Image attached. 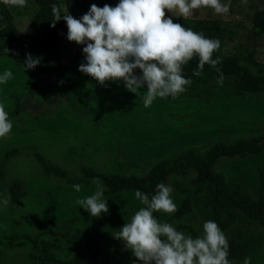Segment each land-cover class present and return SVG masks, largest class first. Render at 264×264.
Masks as SVG:
<instances>
[{
	"label": "rangeland",
	"instance_id": "1",
	"mask_svg": "<svg viewBox=\"0 0 264 264\" xmlns=\"http://www.w3.org/2000/svg\"><path fill=\"white\" fill-rule=\"evenodd\" d=\"M61 1L64 4L66 0ZM118 3L119 0H90L84 14L92 4L102 8L105 4L115 7ZM222 3L230 4L226 15H218L211 8H200L188 18L223 21L226 28L235 33L236 46L250 42L257 48L258 59L264 61V34L255 39L250 32L252 16L257 9L264 8V0H247L246 3L222 0ZM17 8L22 10L15 11L16 14L22 15L17 16L16 23L27 34L32 30L31 16L38 6L35 0H26L25 6ZM25 9L28 14H24ZM62 43L65 61L75 66L60 75L45 76L38 69L16 66L10 56L0 59V75L8 70L12 72V78L0 84V103L4 104L13 124L11 133L0 138V169L5 173L0 185V239L12 234L34 236L43 230L70 233V239L79 233L72 247L58 252L62 259L88 255L100 244L103 252L95 264H128L136 258L124 243L103 241L101 234L106 231L115 234L144 207L135 194L122 193L121 198L107 196L104 186L98 183H82L77 193L74 185L47 175L36 155L41 154L61 165L73 177L81 175L79 169L83 165L94 166L107 174L142 176L162 158H175L188 150L204 155L220 141L231 143L264 137V92L239 95L233 88L234 79L222 78L195 91L157 98L145 107L146 85L135 93L128 91L122 81L100 85L79 71V66L86 63L83 46L69 42L67 31L62 34ZM134 75L141 73L136 70ZM19 96L22 108L14 115ZM260 161H264V155L241 165L224 159L217 170L223 171L230 183L237 180L245 191L256 196ZM196 177V172L191 171L187 176H172L169 183L176 208L185 198L193 201L192 216L180 221L173 214L158 212L154 215L161 222L191 235L188 225L200 237L203 224L214 221L209 211L212 189L206 184L203 193L196 192L193 183ZM16 181L22 184L26 195L15 212L9 185ZM97 188L102 189L109 211L92 217L76 201L94 194ZM71 218L75 221H70ZM217 224L221 227L224 222ZM223 233L230 245V264H245L246 259L249 264H264L262 226H249L237 220ZM46 237L53 239L56 235ZM67 239L62 238L64 245H68ZM30 253L29 248L6 250L0 264H30Z\"/></svg>",
	"mask_w": 264,
	"mask_h": 264
},
{
	"label": "trees",
	"instance_id": "2",
	"mask_svg": "<svg viewBox=\"0 0 264 264\" xmlns=\"http://www.w3.org/2000/svg\"><path fill=\"white\" fill-rule=\"evenodd\" d=\"M0 59L10 56L13 64L26 67L25 60L30 54L40 63L34 68L41 75L54 76L72 70L75 63L65 61L63 54L62 34L67 30L66 22L61 19L55 22L52 6L60 10V15L71 14L79 19L89 8L90 0H35L38 9L31 16V31L25 34L16 23L17 16L12 5L5 0H0ZM24 14H28L26 9ZM174 23H180L185 28L202 33L205 37L218 39L219 49L213 54V59L219 63L213 67L205 64L203 69L198 67L199 58L194 57L183 66L182 74L190 79V85L185 91H195L201 86L213 84L219 79H234V91L243 96L264 92V61L257 57V48L250 42L236 46V37L233 30L226 28L223 21L214 18L192 19L181 16L171 17ZM252 38L257 39L264 34V8L257 9L252 16ZM29 70V69H28ZM199 72V75L194 73ZM20 96L16 100L14 115L19 114L22 108ZM13 116V115H12ZM14 153V152H13ZM9 155L10 151L8 152ZM264 155V137L241 139L235 142L220 141L213 144L204 154L195 150H188L175 158H162L146 174H107L99 171L94 166L83 165L79 169L81 175L73 177L71 173L46 158L41 154L36 155L42 170L49 176L65 181L66 184H101L107 196L113 195L121 198L122 193H134L139 190L149 197L155 194L159 183L169 185L172 176H187L189 172H196V192L203 193V185L208 184L211 189L209 211L214 222H224L220 229L224 232L238 221L249 226H262L264 228V161L258 163L257 195L253 196L243 189L237 180L230 183L223 171H218L217 166L222 160H234L235 163L245 164L249 159H260ZM227 173V172H225ZM4 170L0 171V184L4 179ZM200 185V186H199ZM9 192L13 210H19L26 195V191L19 182L9 185ZM193 213V201L185 198L176 211L172 213L177 220H187ZM89 219V218H88ZM75 221V218H71ZM193 238L197 232L186 225ZM47 235H56L49 239ZM79 237L80 234L78 233ZM77 236L71 237L70 233L54 230H43L36 235L12 234L0 239V263L6 250L29 248L30 264H95L103 252L102 245L98 244L88 255L73 259H62L58 252L65 251L75 244ZM68 245H64L62 238ZM103 241L120 242L115 239V234L110 231L101 234ZM76 238V239H75ZM66 243V244H67ZM138 260L128 261V264H139Z\"/></svg>",
	"mask_w": 264,
	"mask_h": 264
},
{
	"label": "clouds",
	"instance_id": "3",
	"mask_svg": "<svg viewBox=\"0 0 264 264\" xmlns=\"http://www.w3.org/2000/svg\"><path fill=\"white\" fill-rule=\"evenodd\" d=\"M7 2L26 5V0ZM200 8H211L218 15H226L230 4L222 0H119L115 7L92 4L80 19L68 12L61 17L60 10L53 5L52 27L63 19L68 30L67 40L83 46L86 63L79 66L81 73L100 85L122 81L132 93L146 85L143 103L148 107L157 98L175 97L186 90L191 80L183 76L182 69L194 57L199 58L200 69L205 64L215 67L219 63L213 59L220 47L218 39L174 23L166 14L188 18ZM24 63L26 69H34L40 61L29 54ZM136 70L141 75H134ZM11 78L12 72L5 71L0 75V84ZM12 128L5 106L0 103V138L7 137ZM73 187L77 193L81 191V185ZM172 192L173 188L165 183H159L151 197L137 190L135 197L144 207L115 232V239L122 241L140 264H230V245L216 222L206 221L203 235L193 238L156 218L154 213L176 211ZM102 197V189L97 188L94 194L76 202L92 217H100L109 211L107 200ZM245 264H249L247 259Z\"/></svg>",
	"mask_w": 264,
	"mask_h": 264
},
{
	"label": "crops",
	"instance_id": "4",
	"mask_svg": "<svg viewBox=\"0 0 264 264\" xmlns=\"http://www.w3.org/2000/svg\"><path fill=\"white\" fill-rule=\"evenodd\" d=\"M8 153V152H7ZM2 169H0V171H1ZM1 185V184H0Z\"/></svg>",
	"mask_w": 264,
	"mask_h": 264
}]
</instances>
